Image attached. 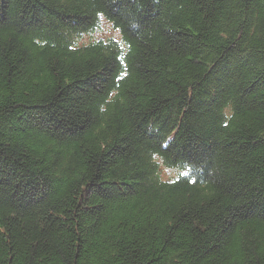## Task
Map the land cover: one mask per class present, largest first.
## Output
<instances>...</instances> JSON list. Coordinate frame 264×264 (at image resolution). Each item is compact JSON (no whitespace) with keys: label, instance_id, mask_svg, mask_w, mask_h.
<instances>
[{"label":"trees","instance_id":"trees-1","mask_svg":"<svg viewBox=\"0 0 264 264\" xmlns=\"http://www.w3.org/2000/svg\"><path fill=\"white\" fill-rule=\"evenodd\" d=\"M0 264H264V0H0Z\"/></svg>","mask_w":264,"mask_h":264},{"label":"rangeland","instance_id":"rangeland-1","mask_svg":"<svg viewBox=\"0 0 264 264\" xmlns=\"http://www.w3.org/2000/svg\"><path fill=\"white\" fill-rule=\"evenodd\" d=\"M91 33V32H90ZM107 32L105 30H103L102 32H98V33H92V34H85L83 37L80 38L79 42H83V41H88L90 39H94L97 38L98 36H106ZM177 171L175 169H164V167H162L159 171V176L162 179H167L169 177H171L173 174H176Z\"/></svg>","mask_w":264,"mask_h":264}]
</instances>
